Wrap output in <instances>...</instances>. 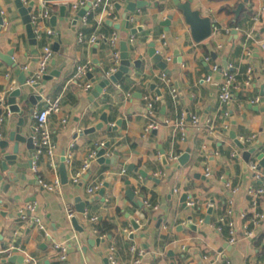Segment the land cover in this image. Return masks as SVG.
<instances>
[{
  "label": "crops",
  "instance_id": "1",
  "mask_svg": "<svg viewBox=\"0 0 264 264\" xmlns=\"http://www.w3.org/2000/svg\"><path fill=\"white\" fill-rule=\"evenodd\" d=\"M33 1V11H37L39 0ZM148 1L150 4L130 13L132 20L128 25L123 17L128 0L116 9V20L108 19L103 10L97 9L92 14L96 22L93 28L90 23L82 26L81 17L73 25L76 12H66V16L61 17L58 10L53 13L57 15L55 26L49 20L37 22L42 32L50 29L51 34L36 37V44H32L12 0H0L5 19L0 30V48L3 51L13 48L17 64L9 66L0 61V94L4 87L10 90L20 85L21 72L27 80L37 67L46 42L50 45L59 42V49L53 55L55 63L50 62L47 72L60 69V74L50 80H39L43 87L42 100L34 106L33 118H28L27 126H35L34 113L46 98L60 96L61 105L60 111L49 117L56 144L57 167L50 166L48 156L43 154L37 159L38 170L33 171L32 164H28L24 156L17 165L10 166L12 170L19 166L15 180L5 177L0 182V264H17L1 261L6 255L3 249L8 246H16L18 254L26 259L31 256L38 264H61L54 242L65 247L66 264H109L106 256L109 245L115 246L118 264H131L134 259L130 249L132 244L145 254L149 253V257L144 254L140 264H170L171 261L174 264H264V219L256 225L248 222L254 212L264 213V196L254 197L250 192L261 184V180L248 164L246 169L243 167L242 149L229 134L234 130L238 138H249L244 141V148H255L249 162H259L257 154L264 152V107L259 106L264 98V0H250V5L237 19L233 10L241 0H192L191 7L198 9L201 16H209L217 28L200 42L192 40L190 27L173 0ZM168 14H172L170 23L162 24ZM255 14H260L259 21L253 19ZM108 20L119 23V28L110 25ZM134 27L139 29L132 33ZM79 30L86 38L94 32L97 40L93 43L86 39L80 41ZM114 31L119 35L118 47L120 41L125 40L127 45H132L128 47L129 58H140L141 62L138 67L132 65L117 83H110L98 93L94 87L111 64L109 37ZM131 34H134L132 42L129 41ZM162 34L172 56L165 71L178 90L175 102L168 86L159 78L161 69L146 54L147 44L152 40L160 49ZM175 45L181 52V61H176L172 54ZM207 55L210 56L208 61L205 60ZM223 60H227V65L236 74L229 104L218 100L223 80L221 70H211L213 63L221 66ZM85 62H89L90 69L83 79L76 80V68ZM88 72L92 73L94 81L87 76ZM206 75H211L209 81L205 80ZM85 82H91L93 86L85 89ZM151 83L156 84L160 95L149 87ZM23 87L30 92L38 91L26 84ZM138 90L141 97L134 95ZM145 95L158 96L155 117L159 125L143 135L149 120ZM255 95L260 99L251 102ZM224 108L231 114L227 131L222 129ZM180 111L187 114L184 133L177 124ZM103 112L108 124L80 134L84 128L99 122ZM191 114L199 116L200 124L191 123ZM64 117L67 119L65 125L61 123ZM207 118L215 124L212 132L204 124ZM166 119L169 122H165ZM117 121L116 129H108ZM105 142H109L105 156H115L114 162L99 163L95 155L81 181L71 182L88 154ZM10 148L11 144L7 150ZM186 148H190L188 161L178 168L177 160L170 159V154L179 156ZM162 150L167 164L161 160ZM20 151L32 152L23 143ZM233 152L237 155L233 156ZM62 154L68 157H65L68 182H59L53 191L48 190L38 182V176L46 182L59 180ZM135 168L145 170L158 181L142 177ZM205 168L209 169L208 176L204 174ZM122 169L125 172L119 175ZM260 170L264 171V167ZM107 178L110 182L103 199L101 196L95 198V193L88 194L86 187L89 184L95 180L103 183ZM125 180L134 191L133 197L126 192ZM5 182L9 184L7 188H3ZM183 193L188 194L186 201H196L194 207L180 201ZM76 196L81 200L92 198L84 213L75 209ZM34 201L37 207L31 215L40 218L51 237L45 236L37 224L20 217L19 210ZM139 201H142L141 205ZM210 204L213 210L210 221L205 223ZM66 206L73 209L84 226L83 231L74 229L66 216ZM188 215H192L196 230L185 225ZM222 215L233 225L234 242L228 241V228L217 225ZM130 216L139 223L137 229L133 228ZM91 217L114 224L112 233L96 234ZM159 217L161 222L158 224ZM246 225L252 230L249 236L244 234ZM130 234H133L132 238ZM95 238L100 241L91 244L89 240ZM27 264H30L28 259Z\"/></svg>",
  "mask_w": 264,
  "mask_h": 264
},
{
  "label": "water",
  "instance_id": "2",
  "mask_svg": "<svg viewBox=\"0 0 264 264\" xmlns=\"http://www.w3.org/2000/svg\"><path fill=\"white\" fill-rule=\"evenodd\" d=\"M191 1L192 0H173V3L175 4L176 8L182 13V16L186 22V24L190 27L191 32V38L195 42H200L203 39H206L209 37L212 33V28L215 26L212 22L211 18L209 16H201L200 11L198 9H193L191 7ZM14 3V6L16 7L18 13L21 16L22 22L25 24L26 34L27 37L30 39L32 44H36V34L34 32V23L31 20V12L33 11L34 1L30 0L28 5H24L21 0H12ZM150 4L148 0H128L126 7L124 9L123 17L126 18L127 25L129 24L128 19L131 12H134L136 10L141 9L145 5ZM250 5V0H241L238 2L236 8L233 10L235 19L239 18L240 14L242 13L243 9L246 6ZM121 7V4H116V8L119 9ZM88 6H83L79 8L76 12V14L73 17L72 23L75 25L77 23V20L82 17L86 11ZM59 15L61 17L66 16V8L65 5H60L59 7ZM172 18V14H168L162 21V24H169L170 19ZM49 21L52 26L56 25L57 21V15L52 14L49 18ZM110 25H112L115 28H119V23H113L112 21H107ZM5 19L2 15V8L0 6V30L4 27ZM139 28H131V32L135 33L136 30ZM167 30V28H166ZM262 30H264V27H262ZM236 30H233V32ZM58 43L59 42H53L51 44V47L53 51H58ZM97 44L94 45V47ZM128 47H132V45H127V42L125 40L120 41V64L118 66V69L110 74L109 76L102 75V78L96 83L94 90L98 93L102 92L103 88L108 86L110 83H117L126 73H128L129 68L134 66H139L141 59L136 58L134 60H131L129 58L128 54ZM14 49L10 48L6 51L1 50L0 48V61L9 65V66H17L14 58H13ZM146 54L153 60V62L160 68L165 69L166 68V62L163 59L162 54L157 51V48L155 47L154 40L148 42L147 44V50ZM176 61H181V52L177 45L173 47V53ZM214 56L216 55L215 52H211ZM51 64L55 63L54 58L51 59ZM221 67L226 68L227 67V60H223ZM60 69H53L50 72L44 73L42 76V80H50L52 77L59 76ZM87 76L91 79L94 78L92 76L91 72L87 73ZM20 85L11 88L10 90H7L6 87L3 88V94H0V182L6 177L9 180H15L14 176H16L17 171L19 170L16 166L14 170L10 168V166L17 165L23 157H27V163H32V158L35 154L37 146L34 142V127L27 126V120L33 118V112H34V106L36 105L37 101L42 100V92L43 87L41 86L40 81H37L30 86V88H38L37 92H30L25 86L26 84V76L24 72H21V79L19 80ZM27 85V84H26ZM149 87L154 90L158 95L161 94L159 88L156 87L155 83H151ZM136 97H141V91L138 90L134 94ZM259 106L264 107V98L261 99V102ZM105 124H108V119L106 116V113L103 112L100 116V121L97 122L93 126H89L81 130L80 134L83 133H89L93 132L96 129L102 128ZM119 124V121H117L116 124L113 126H108V129H116L117 125ZM5 136H3V135ZM230 136L233 138L234 142L237 144L239 148L242 149V158H243V167L246 169L247 164L250 159L251 152L255 149L254 147L245 149L244 148V140L242 138H238L236 136V133L234 130H230L229 132ZM23 143L26 146L27 150H32L31 153L21 152L20 151V144ZM11 144L10 151L7 149L9 148V145ZM109 145V142H105L101 146H98L95 149V155L96 160L99 163H113L115 156H105L106 149ZM189 150L190 148H186L185 151H183L178 157V168L181 165H184L189 158ZM117 152L114 151V154ZM161 160L164 164H167V157L164 153V151H161ZM257 158L259 159L258 162V169L261 167H264V152H260L257 154ZM132 165L129 166L131 168ZM135 171H138L139 174L142 177H149L155 181H158V178L148 175L145 170L135 168ZM198 175V173H196ZM59 177L61 183H67L68 182V173L65 165V156L64 154L61 155L60 163H59ZM203 177V176H202ZM110 178H107L102 185L99 187L98 190H96L95 198L101 196L102 199L104 197L105 189L109 186ZM126 186V192L129 196L133 197L134 191L129 186V181L125 180ZM8 182H5L3 184V188H7ZM170 196V194H169ZM188 197L187 193H183L181 195L180 201H182L184 204L186 202V199ZM92 201V198L81 200L79 196L75 197V209L77 212L84 213L85 208L89 205V203ZM139 204H142V201H139ZM213 205L210 204L207 208V215L204 218L205 223H208L210 221V214L212 213ZM71 224L73 225L74 229L77 231H83L84 226L83 224L79 223V220L77 216L73 215L69 218ZM129 220L133 226L134 229H137L139 227V223L132 217H129ZM158 224L161 222L160 217L158 218ZM187 227L191 228L192 230L197 229V225L192 221V215H188L187 221L185 224ZM130 238L133 237V234L129 235ZM100 241V238L90 239L89 242L92 244L93 242L98 243ZM3 246V244H1ZM145 246V244H144ZM146 247V246H145ZM169 254H172V251H169ZM145 257H149V253L147 252L145 254ZM2 262L6 261H13L17 262V264H27V260L25 256L18 254V249L16 247H13L12 253L6 254L4 258L1 259ZM170 264H174L173 261L170 262Z\"/></svg>",
  "mask_w": 264,
  "mask_h": 264
},
{
  "label": "built area",
  "instance_id": "3",
  "mask_svg": "<svg viewBox=\"0 0 264 264\" xmlns=\"http://www.w3.org/2000/svg\"><path fill=\"white\" fill-rule=\"evenodd\" d=\"M24 5H28L30 0H21ZM126 0H39V9L37 11H32L31 12V20L34 23V32L36 34V37H41L45 35L48 36L51 34L50 29H45L43 32L40 30V26H37V22L39 20L41 21H48L50 16L53 13H56L59 10L60 5H65L66 12L70 13H75L77 10L83 6H88L86 9L84 15L80 18L81 20V25L85 26L88 24V17L91 16L97 9H101L105 12V15L108 19L110 20H116L118 15L116 11V4H123ZM253 19L255 21L260 20V14H255L253 16ZM132 20L131 17H129L128 21ZM217 28L214 26L212 28V31H216ZM162 40L160 42V49L159 51L163 59L166 63L170 62L172 59L171 53L168 50V42L164 38V34L161 35ZM78 38L79 40H87L88 43H93L97 40L96 34L93 32L90 34L87 38L82 30L78 31ZM134 39V34H131L129 37V41L132 42ZM118 40H119V35L117 32H112V34L109 37V42L112 47V51L110 53V66L107 70H105L104 75L109 76L110 74L114 73L120 64V50L118 47ZM264 47V46H262ZM54 51L50 45L49 42H46L41 49V52L39 54L38 58V63L37 67L34 69V71L28 76L26 80L27 85H31L39 80L42 79V76L44 73L47 72V68L50 64L51 59L53 58ZM205 60H210V56L207 55L205 57ZM24 68H27L24 66ZM90 69V64L89 62L81 63L77 66L74 78L76 80H81L85 77L87 70ZM211 70H221L223 80L219 86V92H218V100L221 103L229 104L231 99H232V86L234 85V82L236 80V74L231 70V67L227 65L226 68H222L216 63H213L211 65ZM250 71V70H248ZM159 78L161 81H163L167 86L169 93L173 99V101H177V87L173 83L172 79L168 74L166 73L165 69H161V72L159 74ZM211 79V75H206L205 80L209 81ZM91 82H85L83 84V87L85 89H90L92 87ZM144 98L146 99V113L149 117V120L144 128V133L143 135H146L151 129L156 128L159 125L158 120L156 119V108H155V101L158 99V96H155L154 98L145 95ZM260 99L259 95H255L253 98H251V102L258 101ZM61 109L60 105V96L54 97V98H46L44 100V103L42 106L35 111L34 113V119H35V126H34V142L35 145L37 146L35 150V154L33 156L32 160V170L37 171L38 166H37V159L40 155H47L49 158V165L53 167H57L58 161L56 158L55 154V148L56 144L55 141L52 137V130L50 127V115L54 113H58ZM222 115L224 116V120L222 122V129L224 131H227L230 127V118L231 114L228 110V108H224L222 110ZM187 114L185 111H180L177 124L181 129V132L184 130V122L186 120ZM189 119L191 123L193 124H200V118L196 114H191L189 116ZM165 122H169V120H165ZM61 123L65 125L67 123V119L64 117L61 119ZM204 124L207 126V130L209 132H212L215 128L214 122L210 119L207 118L204 121ZM247 140H250L249 138ZM244 140V141H247ZM233 156L237 155V152H233ZM66 157V156H65ZM178 155L177 154H170V159L177 160ZM68 158V157H66ZM95 158V152H90L87 156V158L83 161L82 165L79 167L78 170L73 174L71 178V182L73 183H78L82 179L83 173L87 170V168L90 165V161ZM249 168L254 172L255 176L261 180V184L254 188L251 189L250 192L253 194L254 197L256 196H264V171H261L258 169V161L257 160H251L248 163ZM125 172V169H122L119 172V175L123 174ZM209 169L205 168L204 174L206 176L209 175ZM38 182L46 189L53 191L61 182L59 180H55L54 182H46L41 176H38ZM60 182V183H59ZM102 185L101 181L95 180L91 184H89L86 187V191L88 194H94L96 190L99 189V187ZM256 203V200H253V204ZM187 206L189 207H194L196 205V201L193 199H189L186 201ZM37 205L36 202H28L23 208H21L20 211V217L21 219L28 220L31 223L37 224V226L42 230L45 236L51 237L50 231L48 228L45 226V224L42 223L39 217L35 215H31L32 212L35 211ZM66 211V216L67 218H70L74 215V211L71 207L66 206L65 207ZM262 219H264V213L256 211L254 214L250 217H248V222L249 224L256 225L258 224ZM90 220L92 222H96L95 217H91ZM201 221V219H200ZM217 225L219 228L222 226H226L228 228V241L229 242H234L236 240V234L235 230L233 228L232 223L225 217V216H220L217 220ZM94 232H96V229H94ZM244 234L249 236L252 234V230L249 228L248 225L245 226L244 228ZM101 236V235H99ZM13 247L16 246H8L3 249V252L5 254H10L12 253ZM53 247L57 252V260L61 264H66V259H67V254L65 251V247L57 242L53 243ZM17 248V247H16ZM18 249V248H17ZM131 251L134 253V259L131 264H140L141 260L145 254V251L142 249H137L135 245H130ZM106 256L108 259L109 264H118L116 254H115V246L114 245H109L107 248ZM28 262L30 264H38L36 260L31 257L27 256ZM26 259V260H27Z\"/></svg>",
  "mask_w": 264,
  "mask_h": 264
},
{
  "label": "trees",
  "instance_id": "4",
  "mask_svg": "<svg viewBox=\"0 0 264 264\" xmlns=\"http://www.w3.org/2000/svg\"><path fill=\"white\" fill-rule=\"evenodd\" d=\"M88 23L92 25L91 28H93L96 25V22L93 20L92 15L88 17ZM93 228L96 229V234L103 235L112 233L113 228L115 227L114 224L105 221V220H96V222H93ZM224 229H227L226 226H223Z\"/></svg>",
  "mask_w": 264,
  "mask_h": 264
}]
</instances>
